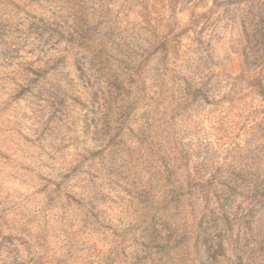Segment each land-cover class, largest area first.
<instances>
[{
	"label": "rangeland",
	"instance_id": "obj_1",
	"mask_svg": "<svg viewBox=\"0 0 264 264\" xmlns=\"http://www.w3.org/2000/svg\"><path fill=\"white\" fill-rule=\"evenodd\" d=\"M0 264H264V0H0Z\"/></svg>",
	"mask_w": 264,
	"mask_h": 264
}]
</instances>
